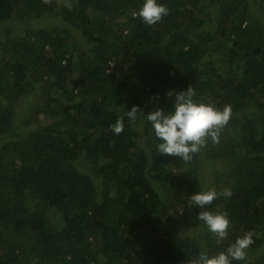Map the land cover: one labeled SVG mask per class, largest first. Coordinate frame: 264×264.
I'll return each instance as SVG.
<instances>
[{
  "label": "trees",
  "instance_id": "1",
  "mask_svg": "<svg viewBox=\"0 0 264 264\" xmlns=\"http://www.w3.org/2000/svg\"><path fill=\"white\" fill-rule=\"evenodd\" d=\"M142 2L0 0V264H188L249 232L233 264H264V0H158L152 26ZM189 87L232 114L184 161L144 115Z\"/></svg>",
  "mask_w": 264,
  "mask_h": 264
},
{
  "label": "clouds",
  "instance_id": "2",
  "mask_svg": "<svg viewBox=\"0 0 264 264\" xmlns=\"http://www.w3.org/2000/svg\"><path fill=\"white\" fill-rule=\"evenodd\" d=\"M136 16L149 26L159 23L168 15V9L158 0H143ZM169 98H174L170 110L155 108L144 117L150 123L153 135L159 142L156 150L160 155H167L190 161L193 154L203 148L208 139L218 142L219 130L225 126L231 117L230 105L223 109L212 104L198 102L194 99L193 87L178 92L167 93ZM138 114H142L137 107L125 111L127 119L135 121ZM112 131L119 135L123 131V119L117 120L112 126ZM225 195L230 196V192ZM218 199L214 189L193 192L188 196L191 207L199 209L197 219L202 221L207 230L215 234L218 239L227 236L230 220L227 213L209 210L213 201ZM252 233H245L230 244L226 250L215 255L203 252L194 259H189L188 264H233V261H243L246 258V250L252 245Z\"/></svg>",
  "mask_w": 264,
  "mask_h": 264
},
{
  "label": "rangeland",
  "instance_id": "3",
  "mask_svg": "<svg viewBox=\"0 0 264 264\" xmlns=\"http://www.w3.org/2000/svg\"><path fill=\"white\" fill-rule=\"evenodd\" d=\"M215 189V188H214ZM215 202H217L216 200H215Z\"/></svg>",
  "mask_w": 264,
  "mask_h": 264
}]
</instances>
